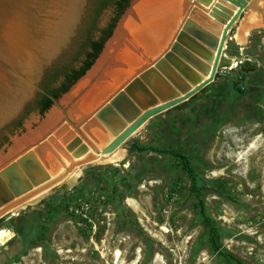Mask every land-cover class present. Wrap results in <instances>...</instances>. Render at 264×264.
I'll list each match as a JSON object with an SVG mask.
<instances>
[{"label": "rangeland", "instance_id": "obj_1", "mask_svg": "<svg viewBox=\"0 0 264 264\" xmlns=\"http://www.w3.org/2000/svg\"><path fill=\"white\" fill-rule=\"evenodd\" d=\"M174 13L159 55L167 51L173 56L164 58L167 68L163 72L175 85L190 88L187 68L207 46L191 32L176 35L184 12ZM257 17L242 41L230 39L239 31L241 18L232 23L225 37L223 53L237 66L215 71L206 85L182 102L142 122L111 149L121 154L118 161L97 162L87 157L83 162H74L71 153L87 151L93 156L91 151L104 148L145 109L160 104L156 101L158 85L167 88L166 100L171 98L168 90L176 93L171 82L154 69L160 79L135 76L134 82L115 95L116 103H111L114 97L107 100L108 111L100 115L99 121L93 114L78 124V131L61 123L42 136L41 151H46L45 158H52L55 164L50 175L62 170L57 182L33 192L39 185L33 186L28 166L33 164L47 180L49 167L46 161H38L41 158L33 152L34 143L24 146L23 164L17 166L23 184L13 182L12 190H7L8 200L0 196V215L16 209L14 216L0 222V228L12 235L0 247V264H264V15ZM171 42L178 47L174 52L169 49ZM243 59L249 65L239 70ZM74 85L56 102L76 125L93 106L82 117H70L73 104L90 88L64 106L60 101ZM135 90L151 99L148 107L147 99L140 101ZM51 108L54 106L27 121L1 144L3 155L16 139L35 130ZM74 138L77 142L68 150ZM134 145L172 150L187 158L203 211L218 233L217 251L208 243L195 207L196 198L189 191V179L175 159L166 153L136 150ZM9 157L7 163L21 160ZM61 164H66L63 175ZM72 171L78 174L75 184L69 189L57 186ZM39 192L42 196L30 201Z\"/></svg>", "mask_w": 264, "mask_h": 264}, {"label": "water", "instance_id": "obj_2", "mask_svg": "<svg viewBox=\"0 0 264 264\" xmlns=\"http://www.w3.org/2000/svg\"><path fill=\"white\" fill-rule=\"evenodd\" d=\"M87 1L88 0H0V137L3 138L0 145L11 138L23 124L39 115L35 110H25V108L32 103L37 93L49 99L51 105L54 106V109L60 113L59 121L54 127H56L57 124L65 123L72 130L78 131L77 127L79 125L77 124L86 121L93 114L99 121L101 117L100 115L104 114L105 111H108V105H105L107 100L115 97L119 90L125 87L126 84L130 83L133 79L134 82L136 79L134 78L135 76H156V78L160 79L159 75L156 73L158 72L166 80L171 82L180 96L171 97L169 100L165 99L162 103L145 109L129 124L127 134H119L115 136L104 148H101V153L105 154L119 144L146 119L182 102L194 91L207 84H199L193 89L187 88L184 84L180 86L175 85V82L163 72V68H167L164 58L171 59L173 57L166 51L153 60L152 63L148 61L143 69L138 70L129 80L127 79L126 82L119 84L114 92L109 95L110 98L102 100L98 105L104 102L103 104L98 108H96L98 105L95 106L75 125L69 120L65 110L58 105L56 99L45 94L38 87V84L41 81L45 70L54 64L60 58L62 53L70 46L75 37L76 31L81 24ZM178 1H180L178 13L184 12V15L176 35H180L178 34L180 31L187 33L191 32L190 34L194 36L196 40L200 41L209 49L214 47L216 41L214 36L219 35V42L215 47L216 52L214 62H216L221 51V45L225 43V37L227 36L230 26L244 9L246 3L250 0ZM221 8L233 11V14L227 19V23L223 28H221L219 24L226 17L221 15ZM113 16L114 12L111 8L103 9L97 17V27H104ZM217 16H219V18H217ZM116 27L117 23L113 27L109 37L103 42L99 53L92 62L93 64L91 63L88 69L85 70L84 73L68 88L79 81V79L95 64L99 55L102 53L106 42L113 35ZM192 31L199 35L192 33ZM176 48H178L176 42H171L169 49L174 52ZM214 65L215 63L213 66ZM248 65L249 61L243 59L238 68L239 70H243ZM74 66L76 67L77 64ZM16 120H19V125L15 128L9 127L11 123ZM44 136H46V133ZM74 142H77L75 138L67 147L68 150ZM39 144L40 141H34L33 146L37 147ZM23 150H25V148H21L11 155L21 157L20 161H11L8 163L6 160L10 157H4V153L0 150V157H4L0 162V196H4L5 200L9 199L7 190H12L11 187L13 182L15 183L18 181L23 184V178L18 170V167L23 164ZM94 153H98V151L95 150ZM27 157L35 161L32 156L29 155ZM63 170L64 172L61 175L66 172L65 168ZM53 182L54 181H49L43 186L33 190V192L38 191Z\"/></svg>", "mask_w": 264, "mask_h": 264}, {"label": "bare ground", "instance_id": "obj_3", "mask_svg": "<svg viewBox=\"0 0 264 264\" xmlns=\"http://www.w3.org/2000/svg\"><path fill=\"white\" fill-rule=\"evenodd\" d=\"M179 4L180 1L178 0H132L129 3L126 11L118 20L117 27L113 35L106 42L104 49L102 50V53L99 55L95 64L78 81V83L72 87L70 93L65 95L60 101L64 106H67L72 101L73 97H76L78 93H80L87 87H90L85 93L86 96L77 101L76 105L73 104V106H75L73 108L74 111L70 112L71 114L69 113L71 118L77 119L79 117H82L86 111L91 109L89 107L93 106V109L102 100L110 98L109 95L114 92L119 84L126 82L127 79L129 80L133 76V74L144 67V65L149 61L150 58L159 55V53L161 52V48L163 49L164 42L166 40L165 36H168L167 32L174 18L173 14L176 15V13L174 12H177V10H179ZM173 10L174 12L171 13ZM232 14L233 11H230V15L226 16V18L219 24L221 28L224 27V25L227 23V19L230 18ZM255 24L256 19L253 17H251L248 22H242L240 24L239 31L232 35L230 39H234L235 42L242 41L244 39L243 37H245V32H248L247 30L249 29V27L255 26ZM257 24H259L258 21ZM214 37L216 39L214 47L211 49L205 47L202 48L201 52L203 51L205 54L200 53L199 55L194 56L195 59L192 60L190 67H188L189 69L187 68L189 79L187 82L189 84L188 86H190V88L192 89L199 84L208 83L215 70H232L237 66V62L234 59H230L229 57L224 55V43L221 45V51L217 61L214 62L216 52L215 47L220 38L219 35ZM214 63L215 65L213 66ZM144 77L145 76H142V78ZM166 90L167 88L162 85L157 86L156 91L157 94H159L156 99L157 103H161L165 100V98L167 97V92L165 93V95L164 92ZM135 92L137 94V90H135ZM168 92L170 94L169 96L171 97L177 95L180 96V94L177 92L175 93L171 91L170 93L169 90ZM136 97H138V99L141 98L140 101L147 99V107L148 104L151 103V99L141 94L140 91L138 92ZM116 101L117 97L115 96L113 100H111V103H116ZM59 118L60 113H58L54 108H51L44 115L43 119L40 122V125L35 130H33L32 132H28L21 138L16 139V141L11 144V146L7 150V154L4 155V157L11 156L14 152L20 150L24 146L33 144L34 141H40L43 138L42 136H44L46 132L52 129V127L54 128L56 123L59 121ZM127 132L128 131L126 128L121 134H127ZM43 147V144H39L37 147L35 146L33 148V152L36 154V157L38 156L37 159L39 157L41 158L38 159V161H46V165L47 167H49L46 171V176H50L48 180H56L57 182V180H59L57 179L58 175L62 172V170L60 168L61 172L58 170L59 174L57 173L56 175H50L52 173H50L49 170H51V168L54 167L55 164L54 162H52V158L49 159L48 156L45 158L44 155H46V151H41ZM91 153L93 154V156H91L87 151H80L79 153H75L74 151H72L71 156L73 157L72 159L74 160V162H83L87 157H90L97 162L105 161L113 163L118 161L121 155L114 150L102 154L101 149L98 150V153H94L92 151ZM4 157H0V162L4 159ZM61 165L64 169L66 164ZM33 166V164L32 166H28L31 168V171H29V173H31L33 176V186H43L48 182V180L45 175H43L41 171H39L38 168ZM77 175L78 174L73 171L69 172L66 176H64L63 179H60L61 181L59 182V184H57V186H63L65 189L71 188L75 184ZM18 190H20V187H16V191ZM42 194L43 193H40L34 196L32 199H30V201L35 200L39 196H42ZM15 210L16 209H7L6 211H4L0 215V222L14 216L12 212H15ZM11 237L12 235L9 231L0 228V247L3 246L8 240H10ZM114 256H118V252H115Z\"/></svg>", "mask_w": 264, "mask_h": 264}, {"label": "trees", "instance_id": "obj_4", "mask_svg": "<svg viewBox=\"0 0 264 264\" xmlns=\"http://www.w3.org/2000/svg\"><path fill=\"white\" fill-rule=\"evenodd\" d=\"M129 0H88L81 20V24L76 31L70 46L62 53L60 58L47 68L43 74L38 87L53 99H57L59 95L64 93L68 87L78 79L85 70L91 65L95 57L100 51L103 42L109 37L114 23L122 11L126 8ZM105 8H111L114 16L102 28L97 27V17ZM77 64L75 67L74 65ZM51 105L50 100L41 94H36L32 103L29 104L25 110H35L41 115ZM19 120L11 123L9 127H17ZM8 127V128H9ZM6 128V129H8ZM5 129V130H6ZM3 138L0 137V143ZM136 150H149L156 153H166L175 159L180 170L189 179V191L196 198L195 207H197L198 214L202 224L206 228L208 243L214 250H218V233L203 211L202 202L199 198V189L195 185V176L189 165L187 158L172 150H156L151 147H137ZM225 257L235 260L224 254Z\"/></svg>", "mask_w": 264, "mask_h": 264}, {"label": "crops", "instance_id": "obj_5", "mask_svg": "<svg viewBox=\"0 0 264 264\" xmlns=\"http://www.w3.org/2000/svg\"><path fill=\"white\" fill-rule=\"evenodd\" d=\"M256 2H257V0H250V1H248L247 3H246V6L244 7V9L240 12V14L238 15V19L239 18H241V20L239 21V25L242 23V22H248V20L251 18V17H253L254 18V16H260V14H261V16L262 15H264L262 12H263V6H264V4H262V3H264V0H262V1H260V6H256L257 4H256ZM259 5V4H258ZM260 7V8H259ZM251 10H255V11H251ZM261 10V13L259 12ZM221 12H222V14H223V16H229L230 15V11L228 12V11H226V10H224V11H222L221 10ZM253 12H256V13H254L255 15L253 16ZM259 12V13H258ZM228 14V15H227ZM243 14V15H242ZM252 15V16H251ZM256 17H255V19H256ZM236 18V19H237ZM258 18V17H257ZM238 25V26H239Z\"/></svg>", "mask_w": 264, "mask_h": 264}, {"label": "built area", "instance_id": "obj_6", "mask_svg": "<svg viewBox=\"0 0 264 264\" xmlns=\"http://www.w3.org/2000/svg\"><path fill=\"white\" fill-rule=\"evenodd\" d=\"M72 211H73V213H77V210L76 209H73Z\"/></svg>", "mask_w": 264, "mask_h": 264}, {"label": "flooded vegetation", "instance_id": "obj_7", "mask_svg": "<svg viewBox=\"0 0 264 264\" xmlns=\"http://www.w3.org/2000/svg\"><path fill=\"white\" fill-rule=\"evenodd\" d=\"M37 94H39V93H37Z\"/></svg>", "mask_w": 264, "mask_h": 264}]
</instances>
